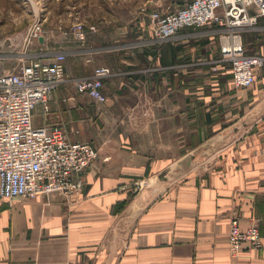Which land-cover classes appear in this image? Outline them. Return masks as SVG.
<instances>
[{
    "label": "crops",
    "instance_id": "crops-1",
    "mask_svg": "<svg viewBox=\"0 0 264 264\" xmlns=\"http://www.w3.org/2000/svg\"><path fill=\"white\" fill-rule=\"evenodd\" d=\"M119 31L32 43L30 61L65 53L70 77L97 67L112 75L105 103L69 82L48 112L35 109V127H61L98 158L81 193L0 195V264H264V66L237 89L212 27L166 41L145 31L130 42ZM250 33L247 52L264 56V24ZM166 170L168 181L159 178ZM233 218L257 224L263 243L238 260L228 249Z\"/></svg>",
    "mask_w": 264,
    "mask_h": 264
},
{
    "label": "built area",
    "instance_id": "built-area-1",
    "mask_svg": "<svg viewBox=\"0 0 264 264\" xmlns=\"http://www.w3.org/2000/svg\"><path fill=\"white\" fill-rule=\"evenodd\" d=\"M264 19V0H191L176 11L157 10L149 15V32L156 41H166L184 29L212 27L219 37V62L231 65L235 88H249L255 81V70L264 66V56L247 54L243 34L255 29ZM78 22L73 34L85 42L88 32ZM42 25L34 24L28 43L44 37ZM264 46V40H263ZM65 53L49 61L22 62L12 71L0 74V195L3 199H29L40 195L81 193L85 173L98 158L88 142H73L61 127H35L33 114L62 85L71 82L79 94L100 103L104 80L112 75L109 67H97L90 77L73 78L66 72ZM263 247L257 224L243 228L238 218L230 221L228 249L233 259H240L245 249Z\"/></svg>",
    "mask_w": 264,
    "mask_h": 264
},
{
    "label": "rangeland",
    "instance_id": "rangeland-1",
    "mask_svg": "<svg viewBox=\"0 0 264 264\" xmlns=\"http://www.w3.org/2000/svg\"><path fill=\"white\" fill-rule=\"evenodd\" d=\"M189 1L0 0V64L5 72V66L12 69L21 61L30 62L36 55V43L29 44L27 36L36 23L42 25L45 35L50 37H75L73 27L82 22L86 28L97 27V32L90 33L94 36L104 29L120 30L123 31V35L120 34L123 38L127 35L133 41L139 36L137 28L145 20L143 14L150 15L157 10L176 11ZM259 23L264 24V21Z\"/></svg>",
    "mask_w": 264,
    "mask_h": 264
},
{
    "label": "trees",
    "instance_id": "trees-1",
    "mask_svg": "<svg viewBox=\"0 0 264 264\" xmlns=\"http://www.w3.org/2000/svg\"><path fill=\"white\" fill-rule=\"evenodd\" d=\"M264 19H260L259 21H263ZM259 24V23H258ZM141 27H139V28H137L138 29V34H139V36H143L144 34H145V31H148L149 32V28H150V24H149V20H147V22H146V25H144L143 26V24H141L140 25ZM250 35V37H248ZM138 36V35H137ZM139 36H138V38H139ZM251 36H252V33H250V31H248V32H246V33H244L243 34V39H244V44L246 45V43L248 44V40H249V38L251 39ZM138 38L137 39H135V40H133V41H131L129 38H128V36H127V40L128 41H130V42H136L137 40H138ZM218 40H219V37H218ZM264 40V39H263ZM263 40H262V45H263ZM154 48H156V47H154ZM245 48H246V46H245ZM246 53L247 54H249L248 52H247V48H246ZM255 82H256V78H255V81H254V83H253V85L255 84ZM252 85V86H253ZM251 86V87H252ZM122 208H123V205L121 206Z\"/></svg>",
    "mask_w": 264,
    "mask_h": 264
},
{
    "label": "water",
    "instance_id": "water-1",
    "mask_svg": "<svg viewBox=\"0 0 264 264\" xmlns=\"http://www.w3.org/2000/svg\"><path fill=\"white\" fill-rule=\"evenodd\" d=\"M44 37H41L40 38V42L41 43H43L44 42ZM173 168L171 167V169H169V170H172ZM169 170H166V171H164L160 176H159V178L161 179V180H164V181H168V179H167V174H168V172H169Z\"/></svg>",
    "mask_w": 264,
    "mask_h": 264
},
{
    "label": "bare ground",
    "instance_id": "bare-ground-1",
    "mask_svg": "<svg viewBox=\"0 0 264 264\" xmlns=\"http://www.w3.org/2000/svg\"><path fill=\"white\" fill-rule=\"evenodd\" d=\"M83 191V190H82ZM139 207V206H138ZM136 208V207H135Z\"/></svg>",
    "mask_w": 264,
    "mask_h": 264
}]
</instances>
